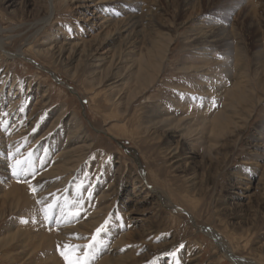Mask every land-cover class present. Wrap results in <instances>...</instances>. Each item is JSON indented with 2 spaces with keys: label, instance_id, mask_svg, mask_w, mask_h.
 Here are the masks:
<instances>
[{
  "label": "rangeland",
  "instance_id": "1",
  "mask_svg": "<svg viewBox=\"0 0 264 264\" xmlns=\"http://www.w3.org/2000/svg\"><path fill=\"white\" fill-rule=\"evenodd\" d=\"M112 1L52 0L53 20L38 32L49 0H0L3 48L25 55L8 61L0 51V133L20 122L29 135L16 141L24 147L13 151L19 174L11 184L32 200L0 219V264H73L86 251L88 264L103 257H132L138 264H190L192 257L191 264H233L230 258L264 264V0H137L151 6L138 29L147 36L123 55L118 38L111 43L112 63L107 58L98 67L88 47H97L95 36L82 37L89 29L75 8L101 2L102 15L114 19L142 12L135 0ZM222 31L231 52L218 42ZM156 47L165 52L147 57ZM199 52L207 54L200 59ZM139 67L150 80L142 83ZM237 83L236 93L252 100L241 98L227 110V93ZM223 109L231 123L219 133L216 117ZM68 145L89 150L68 181L53 179L65 189L55 188V207L47 209L31 183L61 163L56 157ZM111 188L115 201L97 203ZM105 207L82 245L65 237L58 244L39 242L38 235L58 231L59 215L75 227ZM130 207L142 220L132 241L121 243L130 230ZM49 213L51 220L45 219ZM64 245L82 248L73 252ZM112 245L120 247L114 254Z\"/></svg>",
  "mask_w": 264,
  "mask_h": 264
},
{
  "label": "bare ground",
  "instance_id": "2",
  "mask_svg": "<svg viewBox=\"0 0 264 264\" xmlns=\"http://www.w3.org/2000/svg\"><path fill=\"white\" fill-rule=\"evenodd\" d=\"M80 1V0H79ZM132 0H113L112 2L114 3V5H119L121 3H124V2H127V3H131ZM139 1V0H138ZM137 0H135V3L139 6V8L141 9V13L139 14H134V15H129V16H124V18H119V19H114V18H111V15H109L110 17L108 16H103L102 14V11H101V8H100V4L101 2H98L96 4H93V5H81L78 7H76L75 9H77L78 11L80 10V12L82 13L83 15V18L84 20H81L83 24L86 25V27L89 29L87 31V34L86 36L82 35V37H88V38H92L95 36L94 39H96L95 41L97 42V47H92V44L89 43L90 45L88 46L90 48V53L89 55H95L94 57H92V63L94 64H98V67L104 63L105 60H107L108 58V61H110V64L112 63L111 61L112 58L115 56L114 55V52L113 50L111 49V43L112 42H115L118 38H121V43H120V46H119V49L120 51H124V52H131L133 50V48H135V44H137V41L140 40L141 38H144L143 34L141 35V32L138 30L141 26L142 23H145L146 21H148V16H147V12L150 10V5H148V3H141V2H138ZM147 1V0H146ZM196 1V0H195ZM126 3V5H127ZM140 3V4H138ZM125 4V3H124ZM132 4V3H131ZM77 5V4H76ZM130 5V4H129ZM148 5V6H147ZM247 5V4H246ZM123 6V5H122ZM128 6V5H127ZM133 6V5H132ZM49 8H50V13L49 15H47V17H45V19L38 23L37 26L39 27L38 29V32L43 29L42 27L43 26H46L48 25L49 23L52 22L53 20V12H54V7L52 5V0H49ZM118 8V7H117ZM138 8V10H139ZM134 10V8H132ZM137 9V8H136ZM143 9H146V10H143ZM130 10V9H129ZM124 11V10H123ZM127 11V9H126ZM131 11V10H130ZM146 11V12H144ZM122 12V11H121ZM132 12V11H131ZM124 13V12H123ZM117 14V13H116ZM124 15V14H123ZM113 17V16H112ZM147 17V18H146ZM80 19H82V17H80ZM150 21L152 19H149ZM159 27H161V25H158ZM151 27V26H150ZM164 28V27H163ZM37 29V28H35ZM154 29V28H153ZM3 32V29H0V33ZM94 33H96L95 35H93ZM151 34V33H150ZM147 36V35H146ZM145 36V37H146ZM195 36V35H194ZM216 37L219 39L218 42L221 43V46L223 48H225V51H230L229 49V42L227 41V39L229 40V37H228V34L226 31H222L220 34L216 35ZM215 37V38H216ZM264 37V35H263ZM4 38V37H3ZM91 38V39H92ZM209 38H214V37H209ZM214 38V39H215ZM226 39V40H225ZM137 40V41H136ZM150 40V39H149ZM147 40L149 43L150 41ZM206 40V39H205ZM210 40V39H208ZM207 40V41H208ZM217 40V39H216ZM84 40L82 39V42ZM94 41V42H95ZM212 41V40H211ZM135 42V43H134ZM140 42V41H139ZM153 42V41H151ZM168 42V40H167ZM209 42V41H208ZM208 42H205L206 44H208ZM84 43V42H83ZM86 43V42H85ZM145 43V42H143ZM215 43V42H214ZM217 43V42H216ZM153 44V43H152ZM201 44V43H200ZM203 44V43H202ZM5 44L3 43V40L0 39V51L2 52L3 56L8 60H13L14 58L16 57H19V58H24V53L22 52L21 49H18L15 53H10V52H7L4 50L3 46ZM158 45V44H157ZM151 47V46H150ZM155 47V46H154ZM159 47V45H158ZM158 47L154 48V49H157L156 50V54H150L149 52H147V50H143L145 51V53H149L147 54V57H149L148 55H154L153 56V59L155 60L158 55H162V52H165L163 51V48L159 49ZM162 47V46H161ZM118 48V46L116 47ZM200 48V47H199ZM202 48V47H201ZM203 48H207V49H210L212 48V46H209V47H203ZM214 48V47H213ZM227 48V49H226ZM165 49V48H164ZM141 50V49H140ZM116 51V50H114ZM121 51V53H122ZM96 52V53H95ZM119 52V51H118ZM123 52V53H124ZM126 52V53H127ZM133 52V51H132ZM154 52V51H153ZM207 52V51H206ZM231 52V51H230ZM117 53V52H116ZM122 53V55H123ZM143 53V52H142ZM165 54V53H164ZM199 58L202 59L204 58L203 56L207 53H202V52H199ZM146 56V54H145ZM201 56V57H200ZM144 57V56H143ZM160 57V56H159ZM158 57V59H159ZM150 58V57H149ZM148 58V59H149ZM90 59V58H89ZM145 59V58H144ZM6 60V61H7ZM153 60V61H154ZM119 61V59H118ZM116 62V61H115ZM120 63V62H119ZM118 63V65H119ZM146 63V62H145ZM263 63V62H262ZM151 64V63H150ZM113 65V64H112ZM144 66H146L145 64H143ZM110 66V65H109ZM154 66V65H153ZM156 67V66H155ZM140 68V67H139ZM142 68V67H141ZM141 68L136 72H138V77L139 79L142 81H148L150 80V77L148 75H142L141 72ZM148 68V67H147ZM199 68H202L204 69L203 67H199ZM114 69V68H113ZM135 69V68H134ZM133 70V69H132ZM130 70V71H132ZM110 71V70H109ZM141 71V72H140ZM108 72V71H107ZM105 74V73H104ZM108 74V73H107ZM131 74V73H130ZM129 74V75H130ZM96 75V74H95ZM132 75V74H131ZM128 76V75H127ZM126 76V77H127ZM131 77V76H130ZM87 78V77H86ZM105 78V77H104ZM107 78V77H106ZM120 78V77H119ZM117 79V78H116ZM134 79V78H133ZM95 80V79H94ZM119 80V79H118ZM127 80V79H126ZM130 80V79H129ZM128 81V80H127ZM133 81V80H132ZM138 81V80H137ZM103 82V81H101ZM94 83V82H93ZM136 83V82H135ZM135 83H133L134 85H136ZM139 83V82H138ZM137 83V84H138ZM132 84V85H133ZM149 84V82H148ZM236 88H234L231 92L227 93V100H225L226 102V107L225 109L228 110L229 107L233 108L234 107V104H235V101H238L240 100L242 97L240 96V94H237L236 93V90H238L239 88V84L237 83L236 84ZM260 85V84H259ZM139 85H137L136 87H138ZM97 87V86H96ZM98 88V87H97ZM240 89V88H239ZM243 90V89H242ZM240 91V90H239ZM238 91V92H239ZM264 93V92H263ZM245 94H246V91H245ZM243 95V98L242 99H245V101H249V99L252 100V98L247 94L244 95V91L242 93ZM248 97V98H247ZM262 99V98H261ZM244 101V100H243ZM244 103V102H243ZM41 106V105H40ZM11 107V106H10ZM42 107H44V105H42ZM235 108V107H234ZM14 109V108H12ZM230 109V108H229ZM39 110V109H38ZM188 110V109H187ZM224 110V109H223ZM221 113H219V115L216 117V126L218 127L217 130L219 129V133L223 132L222 130L224 129H227V126L231 123L230 122V117L227 116V110L223 111ZM19 111V110H17ZM15 112V111H14ZM38 112V111H37ZM229 112L231 113V111L229 110ZM34 113L35 112V109H34ZM14 115V113H12ZM19 115V114H18ZM16 114V117L18 116ZM23 115V114H22ZM36 115V114H35ZM34 116V115H33ZM14 117V116H13ZM15 117V118H16ZM8 118V117H7ZM19 118V117H18ZM39 118V113L36 115V122H37V119ZM20 119V118H19ZM235 119V118H234ZM21 120V119H20ZM32 120V119H31ZM12 121V120H11ZM27 121V119H26ZM25 121V122H26ZM29 121V120H28ZM17 122V121H16ZM15 122V123H16ZM31 122V121H30ZM33 122V120H32ZM205 122V121H204ZM12 123V122H11ZM18 123V122H17ZM16 123V126H12L13 128L11 129H7L5 131V133H0V219H2L3 217H5L6 215L9 214V212L11 211V209H13V206H18L19 202H21V205L24 203H29V201L31 202V196L29 197L25 192H22L21 189H18L16 188L14 185H12V180H13V174H14V170L15 168H13V164H14V160H13V157L16 158V156H14V149L16 150L18 146V148H21V147H24L22 146V144L20 142H18V144L16 143V141H22V140H25L26 138L29 137L26 129H22L20 127V125H17ZM20 123V122H19ZM18 123V124H19ZM203 123V122H202ZM26 124V123H25ZM5 126V125H4ZM9 126V125H8ZM7 126V127H8ZM31 126V125H30ZM10 127V126H9ZM229 127V126H228ZM233 127H235L233 125ZM4 128V127H3ZM24 128V126H23ZM35 128V127H34ZM236 128V127H235ZM30 130H32L30 128ZM29 130V132H30ZM217 133V132H216ZM228 133V131H227ZM231 133V132H230ZM217 136V135H216ZM78 137V136H77ZM74 139L75 138V135L72 134V136H69L67 137V140L68 139ZM5 139V142H3ZM66 140V141H67ZM39 141V140H38ZM65 141V142H66ZM28 143V141H26ZM5 143V144H4ZM70 143V142H69ZM34 145V144H33ZM32 147V146H31ZM63 148V147H62ZM89 147H81L79 149H69V145L68 146H65L63 150H61L58 154V156L56 158L60 159L61 158V163H59L57 166H55L51 171H47L49 174H46V176L42 175V177L44 176V178L42 179H39L32 182L31 185L34 187V189L36 191H39V194L37 195L38 196V200L40 201V203L43 204V207H46L47 209H49V207H47L48 205H52V200L53 198H55L52 194H53V191L55 190V188L59 190H63L65 189V184L64 185H57V184H53V179L55 177H66V179L62 180V181H68L69 178H71V176L74 174V171L76 170V168L78 167L79 164H81V162L84 160L85 158V155H86V150L88 149ZM22 149V148H21ZM61 149V148H60ZM29 150V149H28ZM89 150V149H88ZM18 151V150H17ZM26 152V151H25ZM88 152V151H87ZM16 153V152H15ZM58 153V152H57ZM18 154V153H17ZM20 154V153H19ZM171 155V154H170ZM175 155V154H174ZM19 158V157H18ZM20 160L22 161V159L20 158ZM53 161V160H52ZM23 163V162H22ZM25 163V162H24ZM58 163V162H57ZM175 164V163H174ZM20 166V165H18ZM21 167V166H20ZM24 168V167H23ZM51 168V167H50ZM25 170V169H23ZM45 170V169H44ZM49 170V169H48ZM24 172V171H23ZM24 174V173H23ZM31 177V176H30ZM41 177V176H40ZM27 179V178H26ZM52 179V181L50 180ZM62 179V178H61ZM235 179V178H234ZM110 180V179H109ZM236 180L239 182H243L244 179H242L240 176H237L236 177ZM60 181V180H59ZM31 182V181H30ZM64 182V183H65ZM57 183V182H56ZM59 183V182H58ZM111 185H109L110 187ZM238 187V186H237ZM248 187H250V185H248ZM136 190H139L141 189L140 185L137 186V187H134ZM246 188V186H245ZM111 188L108 192H111V193H107L106 194H102L100 197H99V200L97 201L98 202H102V201H107L108 199H111V202H114L115 199L117 198V190L116 189H113ZM248 190V189H246ZM57 191V190H55ZM59 192V191H58ZM105 193V192H104ZM247 193V192H246ZM55 195V194H54ZM245 197V196H244ZM145 200V199H144ZM27 203V204H28ZM50 203V204H49ZM96 203V202H95ZM138 204H140V202H137ZM42 204H41V207H42ZM104 204V203H103ZM100 205V204H99ZM109 205V204H108ZM104 206V205H103ZM133 206V205H132ZM107 207V205H106ZM103 208L102 210H99L97 209L98 211H95L93 213H90V217L88 216L85 220L84 223L80 224L79 225H76L75 227H68L67 224H66V218L62 217V216H58L57 219L55 220L56 221V225H60V228H57V232H54V233H51L48 235V237L46 236H37L39 237L38 240L39 242L43 241L45 239V242L49 245V243H56L58 244L60 241H62V238H73V239H76L78 240V243L77 244H80L82 245L83 244V240L86 239L85 237L89 236L88 234L91 233V230H93L94 228H96L97 225H99V222L101 221L102 219V216L105 215V213L107 212V209ZM99 208V207H98ZM133 207H130L127 209L126 211V216L128 218L127 220V224L129 225V228L130 230L126 233V235H121L122 238L120 239L121 240V243H130L132 240V236H133V233L136 231L135 228H137V222L141 221L142 219L139 218L137 215V211L133 210L132 209ZM52 209V208H51ZM95 209V208H94ZM106 209V210H105ZM15 210V209H13ZM49 211V210H47ZM91 211V210H90ZM58 212H61V208H58ZM65 212V211H64ZM31 213V212H30ZM89 215V214H88ZM36 217V216H35ZM62 219V221L59 220ZM4 221V220H3ZM60 221V222H59ZM38 226V225H37ZM57 227V226H56ZM139 227V226H138ZM135 229V230H134ZM46 231V230H45ZM139 232V231H138ZM39 234V233H38ZM141 235V234H140ZM76 237H80L79 239H77ZM33 239V237H32ZM119 240V242H120ZM66 241V240H65ZM74 241V240H73ZM86 241V240H85ZM118 241V240H117ZM69 242V241H68ZM76 242V241H75ZM9 243V242H8ZM44 243V241H43ZM64 243V242H63ZM118 243V242H117ZM70 244V243H69ZM117 245V244H116ZM5 246V245H4ZM61 246V244H60ZM113 246V245H112ZM225 246V245H223ZM114 247V246H113ZM227 247V246H225ZM224 247V248H225ZM82 248V247H81ZM120 249V247H114V252L112 254H114L116 252V249ZM109 250V249H108ZM6 251V250H5ZM224 252L228 255H230V251L229 249L225 248L224 249ZM7 252H5L6 254ZM48 256V255H47ZM231 256V255H230ZM56 258V257H54ZM114 258V257H113ZM112 257H106L104 259L103 257V260L102 258L100 259V262L98 264H138V261L135 259H132V257H126L123 258V259H113ZM130 258V259H129ZM232 260V263L233 264H253V263H249L247 261H242V260H239V259H234V258H230ZM55 260V259H54ZM57 260V259H56ZM143 260V259H142ZM187 260V259H186ZM195 261V258H189V261L190 264L193 263ZM56 261H54L55 263ZM143 262V261H141ZM95 263V262H94ZM141 264V263H140Z\"/></svg>",
  "mask_w": 264,
  "mask_h": 264
},
{
  "label": "snow or ice",
  "instance_id": "3",
  "mask_svg": "<svg viewBox=\"0 0 264 264\" xmlns=\"http://www.w3.org/2000/svg\"><path fill=\"white\" fill-rule=\"evenodd\" d=\"M20 163H22V161H16V164H17V165H19ZM21 171H22V170H21ZM14 174H19V173L16 172V173H14ZM48 207H49V209H51V208H54L55 205H49ZM72 218H73V219H79V213H78V212L75 213L74 216H73ZM45 219L51 220V214L49 213L48 215H46ZM102 231H103V228H100V229H97V230H96V235H94V236L92 237L93 242H95V241L97 240V237L102 233ZM76 238L79 239L80 237H76ZM91 246H92V245H84L83 247H84L85 249H89ZM80 247H81L80 245H64V248L69 249V250H71V251H73V252H77V251L80 249ZM61 255H65V253L62 251V252H61ZM87 257H88V252L86 251V252L84 253V259H81L79 256H77L76 260L73 261V264H88V259H87ZM67 258H68V257L65 255V259H67Z\"/></svg>",
  "mask_w": 264,
  "mask_h": 264
}]
</instances>
